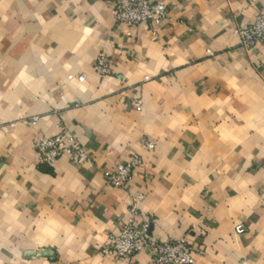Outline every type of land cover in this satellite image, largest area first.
<instances>
[{
	"label": "crops",
	"instance_id": "obj_1",
	"mask_svg": "<svg viewBox=\"0 0 264 264\" xmlns=\"http://www.w3.org/2000/svg\"><path fill=\"white\" fill-rule=\"evenodd\" d=\"M147 1L159 26L116 24L113 0H0V264H148L102 253L136 196L193 264H264V45L234 34L264 0ZM61 130L86 163H39L36 138ZM132 155L143 168L109 186Z\"/></svg>",
	"mask_w": 264,
	"mask_h": 264
},
{
	"label": "built area",
	"instance_id": "obj_2",
	"mask_svg": "<svg viewBox=\"0 0 264 264\" xmlns=\"http://www.w3.org/2000/svg\"><path fill=\"white\" fill-rule=\"evenodd\" d=\"M113 16L115 23L136 26L149 24L159 26L168 19V8L162 2L147 0H113ZM239 43L244 48L264 45V14L257 12L252 21L242 24L234 30ZM94 72L99 77L110 74V62L104 55L96 58ZM70 80L80 83L85 81L84 75L69 76ZM133 107L140 111L141 102H133ZM36 121L34 118L33 123ZM142 147L151 151L154 144L143 141ZM37 160L41 164L52 166L60 158H67L70 163L80 166L88 161L85 150L79 140L66 130H61L52 137L38 136L34 146ZM143 168V160L138 155H132L126 162L118 163L103 172L105 182L115 189H124L131 181L133 173ZM142 196H136L129 206L128 217L123 223L118 235L109 238L102 249L105 256L130 259L140 252L147 253L148 264H193L194 249L186 238L160 241L149 234L150 220L143 216L139 209ZM141 220L138 222L137 220ZM242 227H236L235 233L242 234Z\"/></svg>",
	"mask_w": 264,
	"mask_h": 264
}]
</instances>
